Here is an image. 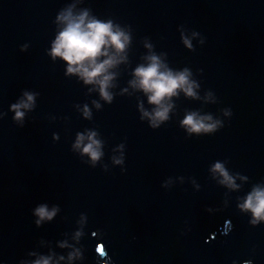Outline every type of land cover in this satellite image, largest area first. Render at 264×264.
I'll return each mask as SVG.
<instances>
[{"label": "water", "instance_id": "95a60500", "mask_svg": "<svg viewBox=\"0 0 264 264\" xmlns=\"http://www.w3.org/2000/svg\"><path fill=\"white\" fill-rule=\"evenodd\" d=\"M71 2L0 0V264L49 248L66 257L72 249L59 240L82 246L83 259L72 264H264V222L250 224L251 214L237 207V197L264 183V0H82L78 9L131 31L127 61L112 70L111 103L48 55L56 16ZM146 38L151 51L166 53L161 59L173 69L188 67L200 84L198 98L173 97L170 119L155 129L140 119L138 103L152 107L146 95L128 83L146 63ZM24 90L39 95L20 126L9 109ZM192 110L223 126L189 136L179 122ZM89 130L103 145L95 166L72 147ZM121 151L124 163H113ZM215 161L248 181L237 179L239 190L218 184L209 171ZM40 203L60 211L37 227Z\"/></svg>", "mask_w": 264, "mask_h": 264}, {"label": "clouds", "instance_id": "9594fccd", "mask_svg": "<svg viewBox=\"0 0 264 264\" xmlns=\"http://www.w3.org/2000/svg\"><path fill=\"white\" fill-rule=\"evenodd\" d=\"M82 0H72L70 4L61 9L56 16L54 23L57 26L55 38L51 41V47L48 49V55L54 61L57 57L66 62L65 75H76L85 85H92L89 91H97L100 99L106 103H111L114 94L110 91L116 72L112 71L119 64L127 61V49L131 43V31L127 27H122L114 23L112 19L103 20L93 15L89 8H77V4ZM183 29V27H181ZM181 40L190 50H194L191 39L181 30ZM196 31L192 36H198ZM204 41L201 40V43ZM149 54L143 59L146 63L138 64L131 72L132 79L128 81L129 85L139 91H142L147 97V103L151 105V110L145 109L143 101L138 103V109L141 112L140 119H148L152 128H158L162 123L170 119V112L174 107L173 97H177L182 91L187 97L198 98L196 89L200 87L195 80L191 79L192 72L188 67L182 69H173L169 64L161 59L166 57V53L156 54L151 51L153 46L147 43ZM28 48L27 44L21 46L24 51ZM127 91V88L123 89ZM39 93L24 90L16 102L10 105V111L14 113L13 121L23 126L26 112L34 109L36 97ZM211 93H209V96ZM92 104L100 109L102 106L97 100ZM224 116H230V109L222 110ZM83 114L86 118H91V111L87 104L84 106ZM6 113L0 112V117ZM180 126L185 129L187 134H210L216 132L223 126L221 119H214L211 114L201 115L198 111H187L180 120ZM54 139L58 138L53 134ZM97 132L89 130L87 134L77 133L76 140L72 145L73 149L79 150L81 155L89 157L93 166L103 156L102 141L97 139ZM86 141V142H85ZM124 144L118 145L121 150ZM113 163H124V152L121 151L119 157H112ZM226 161H215L209 168L213 178H218V184L229 190H239L241 184L237 179L247 182L248 177L237 173H232L226 167ZM107 166H105L106 168ZM199 188V185H197ZM237 207L243 213H250V224L258 225L264 222V183L253 184L251 190L242 197H237ZM60 211L58 205H53L49 209L47 203H40L33 209V215L36 217L35 224L37 227L45 222L52 221ZM208 211H211L209 208ZM87 219L85 214L80 215L79 223L83 225ZM84 235L82 227L77 229L73 239L79 242ZM44 244L43 239L40 240ZM61 249H72L65 257L58 254L54 249L49 248L47 254L39 253L36 250L28 252V257L34 259H22L20 264H60V261L67 260L72 264L74 260H82V246L80 248L69 244L67 240L56 242ZM235 264V262H233ZM245 264H251L246 261Z\"/></svg>", "mask_w": 264, "mask_h": 264}, {"label": "flooded vegetation", "instance_id": "af4514ba", "mask_svg": "<svg viewBox=\"0 0 264 264\" xmlns=\"http://www.w3.org/2000/svg\"><path fill=\"white\" fill-rule=\"evenodd\" d=\"M230 226V223L229 222H227V224H226V227L228 228Z\"/></svg>", "mask_w": 264, "mask_h": 264}]
</instances>
